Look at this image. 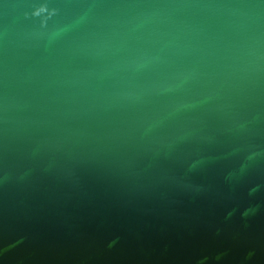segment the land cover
<instances>
[{"label":"water","instance_id":"1","mask_svg":"<svg viewBox=\"0 0 264 264\" xmlns=\"http://www.w3.org/2000/svg\"><path fill=\"white\" fill-rule=\"evenodd\" d=\"M0 264H264V0H0Z\"/></svg>","mask_w":264,"mask_h":264}]
</instances>
